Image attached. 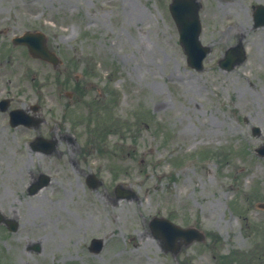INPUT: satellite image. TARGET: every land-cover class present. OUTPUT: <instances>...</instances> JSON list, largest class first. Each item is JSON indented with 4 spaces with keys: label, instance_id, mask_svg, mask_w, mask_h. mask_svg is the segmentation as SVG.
<instances>
[{
    "label": "rangeland",
    "instance_id": "1",
    "mask_svg": "<svg viewBox=\"0 0 264 264\" xmlns=\"http://www.w3.org/2000/svg\"><path fill=\"white\" fill-rule=\"evenodd\" d=\"M169 2L0 0L3 33L43 29L64 52L63 72L40 64L39 96L47 118L61 119L78 141L75 150L64 142L61 155H46L28 147L31 131L17 138L0 131V210L21 222L16 232L0 229L2 264H175L145 234L156 212L207 231L182 262L264 264V208L257 205L264 158L254 153L264 141V65L253 43L248 61L231 71L214 67L218 50L205 69L191 68ZM204 12L208 41L222 24L211 26ZM100 127L109 129L105 136ZM74 165L96 168L103 186L82 196ZM38 170L51 173L52 184L29 195ZM118 180L138 198L113 206L106 195ZM70 183L72 198L62 191ZM107 233L106 247L91 254L90 237Z\"/></svg>",
    "mask_w": 264,
    "mask_h": 264
},
{
    "label": "flooded vegetation",
    "instance_id": "2",
    "mask_svg": "<svg viewBox=\"0 0 264 264\" xmlns=\"http://www.w3.org/2000/svg\"><path fill=\"white\" fill-rule=\"evenodd\" d=\"M202 8L205 3L207 4L210 13L209 20L214 27L215 23L219 20L223 25L222 29L213 28L209 34V44L212 46V52L217 51L218 48H222L224 52L229 46L235 45L241 42L246 50L247 56L251 52L250 44H256V49L261 59V67L264 65V0H200ZM4 30H0V131L10 130L14 138L18 135H22L23 131H31L27 145L29 148V142L37 134L50 133V135L58 138V146L61 152L62 144L65 142L72 146L74 150L78 145L77 135L71 132L67 126H64L61 119L50 121L47 118V108L44 107L43 102L40 101V90H39V66L42 63L50 67L51 71L55 74L56 72H63L67 69V61L64 58V52L60 48L56 41L51 39L48 35L46 38L47 47L55 53L60 59L56 64L48 62L41 58L34 56L29 46L26 43L15 40L18 34L17 31L13 33H3ZM257 32L258 38L255 41L252 39V33ZM235 34L233 40L231 35ZM221 51V52H222ZM37 68L36 72L33 73V69ZM32 73V74H31ZM55 77V75H53ZM57 78V77H56ZM77 94V93H76ZM79 95V93H78ZM75 92L70 93V99L73 101ZM25 110L32 116H43L44 120L37 124L35 120H32L31 126H26L23 123L18 122V110ZM48 131V132H47ZM22 137V136H21ZM19 141V139L17 140ZM81 149V148H79ZM95 167L96 165H90ZM75 169L78 170L77 179H75V187L81 192L82 196L87 194L88 191L99 189L102 182H98L100 179L97 169L94 171L87 165H74ZM36 174L32 175L35 178ZM70 183V188H63L67 197L72 198L73 188ZM95 185V187H94ZM103 185V184H102ZM101 185V186H102ZM55 188H58L55 186ZM26 192L28 189L26 187ZM89 202V201H88ZM91 203V202H90ZM167 217L174 222L180 223L173 216L165 214L163 212H156L148 217L146 222V236L156 242L158 246V240L152 235V219L155 217ZM20 221V220H18ZM182 225H189L183 224ZM197 226V225H196ZM2 230H8L7 224L1 223ZM19 224L18 228L20 229ZM100 224L96 223L93 232H98ZM99 235V234H98ZM98 235H92L89 242L87 243V249L92 252V239L98 237ZM84 238V235H83ZM197 243V242H194ZM263 245V244H261ZM184 250V249H183ZM171 257L175 260L173 254ZM183 252L179 253L181 256ZM177 256V258H178ZM3 261L0 260V264ZM175 264H192L189 260L182 262L181 258H178Z\"/></svg>",
    "mask_w": 264,
    "mask_h": 264
},
{
    "label": "water",
    "instance_id": "3",
    "mask_svg": "<svg viewBox=\"0 0 264 264\" xmlns=\"http://www.w3.org/2000/svg\"><path fill=\"white\" fill-rule=\"evenodd\" d=\"M179 1L180 0H174V3L172 4L171 8L178 23V27L181 33V40L186 48L189 63L200 68L202 58L205 56L206 52H208L209 48L202 46L200 43L199 34H200L201 26L198 20V16L195 13L194 16H190V18L193 17V19H188L187 15H184L186 14L185 12H187L186 7L180 4ZM183 17H185L186 19H183ZM36 53L39 55L46 54V52H41L40 50H38ZM242 60H243V54L239 56L237 63L242 62ZM34 143L33 145L34 146L36 145V148H39L40 146H48L49 143H51V140L43 139L40 137ZM52 146L54 145L52 144ZM262 151H264V149H262ZM42 176H43L42 178L43 181L41 186L47 184L49 181V176L45 174H42ZM190 230H192V228L188 230H182L177 228V233L180 234L182 237H184L186 239L185 241L189 243L190 241L193 240V236H194V230L192 231ZM184 232H186L185 235ZM162 238L166 240L170 239L169 235L167 234L165 235L162 234ZM173 242H176V240H173Z\"/></svg>",
    "mask_w": 264,
    "mask_h": 264
}]
</instances>
